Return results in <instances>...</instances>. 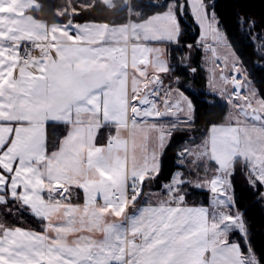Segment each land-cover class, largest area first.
Returning <instances> with one entry per match:
<instances>
[{
	"label": "snow or ice",
	"instance_id": "obj_1",
	"mask_svg": "<svg viewBox=\"0 0 264 264\" xmlns=\"http://www.w3.org/2000/svg\"><path fill=\"white\" fill-rule=\"evenodd\" d=\"M97 5L126 12V21L76 23L80 13L73 6L71 14L57 10L69 19L50 32L10 37L11 47L0 43V264H262L236 204L233 177L239 166L250 188H264V95L234 52L230 77L220 74L231 87L218 91L236 111L237 126L213 125L201 145L178 150L176 170L161 185L165 198L138 203L156 195L145 194L144 185L159 178L172 137L196 110L181 75L173 74L174 68L195 73L187 64L193 45L175 65L168 47H181L183 17L199 29L196 47L211 48L215 57L211 38L230 49L214 4L90 0L85 8ZM32 7L43 5L36 0ZM148 7L157 11L136 10ZM244 22L255 29V21ZM23 41L30 47L21 53ZM35 50L38 56L31 55ZM164 75L172 76L167 86ZM49 122L67 128L51 150ZM103 127L115 131L100 144ZM123 130L143 134L131 152ZM185 157L192 158L195 180L184 176ZM186 186L207 190L209 204L189 205ZM77 190L83 203L73 202ZM10 202L27 208L40 230L8 224L4 215L16 214Z\"/></svg>",
	"mask_w": 264,
	"mask_h": 264
},
{
	"label": "trees",
	"instance_id": "obj_2",
	"mask_svg": "<svg viewBox=\"0 0 264 264\" xmlns=\"http://www.w3.org/2000/svg\"><path fill=\"white\" fill-rule=\"evenodd\" d=\"M69 0H39L43 5L34 15L46 20L49 23H63L68 21L69 15L59 16L57 10L68 9L66 3ZM73 6L79 11V15L74 17V22L97 21L120 24L126 21V12L119 9L110 11L108 8L97 5L93 8H85L90 0H70ZM134 4H147L149 0H132ZM159 3H167L168 0H158ZM214 4L215 12L219 18L220 28L226 33L227 40L241 61L242 66L250 74V78L260 95H264V49L260 44L264 42V0H210ZM119 3V0H117ZM137 11L144 15L154 14L157 10L151 7L138 8ZM69 14V12L67 10ZM255 21V29L250 31V26L244 21ZM184 32L181 37V47H172V64L175 65L177 55L187 54L186 45H193L198 36V28L188 16L183 17ZM259 34L261 40L254 41L253 36ZM194 47V53L187 64L190 68H195V73L191 74L188 69L181 70L174 68V75H181V81L187 88V93L193 99L196 110L190 125L183 126V130L175 133L170 145L167 147L162 158V169L159 178L155 181L146 182L143 188L158 190L161 185L168 180V177L176 170V153L186 145H196L204 140L212 125L220 124L224 121L228 107L220 94L211 92L206 87V74L201 68L202 52ZM221 98V99H220ZM204 100H214V103H203ZM47 142L49 150L53 145L59 143L66 131L64 125L48 124ZM212 167H215L212 164ZM190 173H186L189 175ZM185 176V174H184ZM235 186V199L239 211L243 214L248 228V235L251 246L264 264V199L261 198L259 190L250 188L244 178L242 170L237 166L233 177ZM189 193L188 203H207L209 193L186 186ZM10 206L16 209L18 215H4V220L8 224H19L40 230V222L30 216L26 211H17V205L10 202ZM232 239H239L238 234H233Z\"/></svg>",
	"mask_w": 264,
	"mask_h": 264
},
{
	"label": "crops",
	"instance_id": "obj_3",
	"mask_svg": "<svg viewBox=\"0 0 264 264\" xmlns=\"http://www.w3.org/2000/svg\"><path fill=\"white\" fill-rule=\"evenodd\" d=\"M35 2H36V0H0V43H2L4 47H11L14 44V41L12 39H10V37H20V36H23L27 33L34 32V31H41V32L46 34L47 32H50L52 30L53 25L64 24L67 22L66 21L63 23H49L46 20L37 18L34 15V12H37V10L34 7H32V5ZM33 17L35 18L34 20L32 19ZM38 22L41 26H38ZM85 22H88V21H85ZM85 22H76V23L83 24ZM100 23H104V22H100ZM45 25H46V27H43ZM220 30L223 32V30L221 28H220ZM198 39H200L199 29H198L197 40ZM26 42L27 41H23L21 43L20 51H22V46ZM208 43L210 44L211 47L216 48V56L215 57L213 56L211 48L208 50H205L203 47H197L202 52V58H201L200 66L205 71V74H206V87H207V89L211 92H216L217 94H220L218 89H220L221 87L229 88V89L231 87L230 85L223 84V82L220 80V74L223 73L225 76L230 77L231 73L233 72L232 53L234 52V50L232 49L231 46L229 49V48L224 47L222 44H219L217 42L212 41L211 38H209ZM194 45H196V42L193 44V46ZM163 47H164V45H160L161 50L163 49ZM168 47L172 48L173 46H168ZM128 51L130 54L131 53V46L130 45L128 46ZM187 53H189L188 48H187ZM193 53H194V47L190 50V59L188 60L189 62L193 56ZM39 54L40 53L38 51V53L34 56H38ZM234 54H235V57L238 58V56L236 55L235 52H234ZM225 57H227V59H225ZM217 58H219V59H217ZM161 60H163V55H161ZM238 60L240 61L239 58H238ZM240 63H241V61H240ZM148 71H149V74L152 73V67L151 66H149ZM150 78H151V75H150ZM171 79H172V76H170V75H164L163 76L165 86L168 85V83L170 82ZM214 85H215V87H214ZM253 86H254V84H253ZM138 87H142V85L138 86ZM225 102H226V99H225ZM226 104L228 106V113H227L224 121L220 124H217V126H226L228 123L234 124L237 120V113L234 110V108L232 107V105H230L227 102H226ZM193 116H194V114L192 115V119H193ZM229 116H231L232 118L229 119V122H228L227 120H228ZM183 118L184 117L182 116L181 119H183ZM170 119L171 118H168V117L165 118L166 121H169ZM48 124L63 125V124L52 123V122H49ZM114 131H115V129L110 128V127L101 128L99 133H98V136H97V143H100V144L106 143L108 134L110 132H114ZM46 132L48 134V128L47 127H46ZM66 132H67V128H66L64 135H66ZM122 134L126 139L129 140L130 152L132 149L133 141L137 145H139L141 143L142 137H143L142 133H138V134L130 136L127 130H123ZM208 135H209V131H208L207 136ZM202 142H200L196 145H201ZM196 145H186L184 147L192 148ZM136 155L137 156L140 155L139 148H137V150H136ZM184 159L186 161H189V163H187L183 168V173L185 174V178L190 180V181L195 180L196 179L195 172L190 171V169L192 168L190 160L192 158L191 157H185ZM197 167L200 169V175L203 176L204 175L203 164H199ZM186 173H190V174L186 175ZM203 191H207V190H203ZM77 193H78V195L73 198V202L74 203H76V202L83 203L82 191L77 190ZM144 193L145 194L155 193L156 195H148L146 197H141L140 201L138 202L140 205H143L146 200L155 204L159 199L165 198V195H166V193L164 192V189H162V188L158 189V190L148 189ZM210 198H211V194L209 193L208 202L206 204L202 203V202H198V203H188L187 202V203L189 205H208ZM14 205H17L16 206L18 208L17 211H19L21 213L23 211H26V213H28L27 208L21 209L18 204L14 203ZM0 211H2V209H0ZM15 215H18V214H15ZM21 227L29 228L26 226H21Z\"/></svg>",
	"mask_w": 264,
	"mask_h": 264
},
{
	"label": "rangeland",
	"instance_id": "obj_4",
	"mask_svg": "<svg viewBox=\"0 0 264 264\" xmlns=\"http://www.w3.org/2000/svg\"><path fill=\"white\" fill-rule=\"evenodd\" d=\"M66 5L68 6V9H67V10H68L69 12L72 13V11H73V3L69 0V1L66 3ZM65 10H66V9H65ZM188 65H189V64H188ZM189 72L191 73V71H189ZM191 74H193V73H191ZM231 118H232V117L229 116L227 121L229 122V119H231ZM229 125H231V126H237L236 123H234V124H229V123H228L226 126H229Z\"/></svg>",
	"mask_w": 264,
	"mask_h": 264
},
{
	"label": "built area",
	"instance_id": "obj_5",
	"mask_svg": "<svg viewBox=\"0 0 264 264\" xmlns=\"http://www.w3.org/2000/svg\"><path fill=\"white\" fill-rule=\"evenodd\" d=\"M26 46H27V47H30L29 42H26V43L23 44L22 51H21L22 53L24 52ZM37 53H38V50H35V51H33V52L31 53V55L34 56V55H36Z\"/></svg>",
	"mask_w": 264,
	"mask_h": 264
},
{
	"label": "bare ground",
	"instance_id": "obj_6",
	"mask_svg": "<svg viewBox=\"0 0 264 264\" xmlns=\"http://www.w3.org/2000/svg\"><path fill=\"white\" fill-rule=\"evenodd\" d=\"M252 81V80H251ZM253 84V83H252ZM216 93V92H215ZM221 99V98H220ZM225 100V99H224ZM228 107V106H227ZM161 189V188H160Z\"/></svg>",
	"mask_w": 264,
	"mask_h": 264
}]
</instances>
